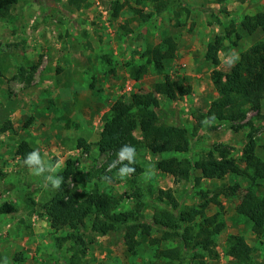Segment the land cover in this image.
<instances>
[{
    "label": "rangeland",
    "instance_id": "rangeland-1",
    "mask_svg": "<svg viewBox=\"0 0 264 264\" xmlns=\"http://www.w3.org/2000/svg\"><path fill=\"white\" fill-rule=\"evenodd\" d=\"M67 1L18 0L0 18V110L16 112L26 101L24 109L31 113L21 130L35 124L29 147L39 150L47 162H59L54 174L63 178L64 195L76 189L84 200L97 191L118 225L125 214L133 213L145 226L132 246L125 245L123 230L106 236L93 233L91 226L99 219L95 214L77 228L84 246L69 238L76 235L72 231L55 232L50 228V203L61 186L53 188L43 176L34 175L15 155L17 146L0 144V209L7 205L14 210L0 214V260L7 264H233L226 256L227 239L240 235L255 250L251 264H264V233L256 238L238 210L241 195L253 188L249 180L225 176L196 186L193 181L199 170L183 182L155 168L163 159L197 163L211 153L244 169L242 153L250 138L256 157L264 161V104L260 117L247 113L244 123L250 125L237 133L229 123L206 122L199 127L196 120L218 98L214 79L229 73L233 66L226 62L229 54L234 51L240 58L264 43L260 31L248 35L241 28L245 17L264 13V0H225L222 5L215 0H182L189 10L174 6L160 15L138 0H88V7L78 11ZM115 3L124 6L117 18ZM217 38L223 48L220 64L214 67L205 55ZM164 40L175 45L174 59L166 63L167 74L184 89L190 87L191 93L176 102L157 96L155 110L161 124H177L188 131L191 151L152 156L137 131L135 165L142 174L121 179L112 172L115 166L107 165L110 153L99 148L103 121L118 100L127 103L130 94L153 90L159 78L151 67L138 82L132 72L145 65L144 53ZM34 96L43 101H33ZM40 114L48 116L42 119ZM0 124V137L13 129L6 119ZM3 127L9 130L2 133ZM81 140L85 150L77 148ZM67 162H75L77 172L64 179ZM258 184L264 188V183ZM233 186L240 189L234 195ZM159 191L171 192L179 217L195 216L188 225L193 236L213 233L214 226H206L205 221L223 225L213 237L211 254L184 239L160 241L163 233L151 226L154 214H171L176 223L178 217L167 201L159 200ZM173 249L179 251L180 260L157 258L159 252Z\"/></svg>",
    "mask_w": 264,
    "mask_h": 264
},
{
    "label": "trees",
    "instance_id": "trees-1",
    "mask_svg": "<svg viewBox=\"0 0 264 264\" xmlns=\"http://www.w3.org/2000/svg\"><path fill=\"white\" fill-rule=\"evenodd\" d=\"M18 0H0V18H3L10 11V8L17 4ZM138 4L149 3L157 15L164 13L172 7L185 8L182 0H138ZM225 0H215L216 5L224 4ZM67 5L74 10H81L88 7V0H68ZM123 5L115 3L113 6V17L117 18ZM189 10V9H188ZM137 13V11H136ZM137 14L141 15V12ZM241 28L248 35H253L260 31L264 34V13H258L245 17ZM222 40L217 38L206 51L205 60L214 67H218L220 62L218 54L222 50ZM175 45L170 40H164L160 45L149 48L143 55L146 63L133 69V77L138 82L147 73V68L151 67L159 81L155 84L151 92H134L129 95L128 102L118 100L115 102L103 121V131L101 133V152L110 153L107 165L117 160V152L124 144L134 145L136 149L140 142L135 138L134 133L140 132L144 147L152 156L163 155H185L191 151L190 137L188 131L177 124H161L157 113V96L166 98L171 102H176L180 98L190 95L191 89H184L179 83L172 81L166 72V63L174 59ZM214 87L218 98L211 103L208 111L200 115L197 120L199 127L204 123H229L233 125L234 132L240 131L250 123H244L248 112L255 113L260 117L264 104V43L251 48L242 54L239 60L230 68L224 77L217 76L214 79ZM9 130L3 127L2 133ZM78 149L85 150V141L78 142ZM31 152L29 145L21 142L17 145L15 155L22 161L27 153ZM256 145L252 138L242 153V163L244 169L238 166L232 159H215L210 153L197 163L189 160H178L177 158L163 159L155 163L156 170L171 176L179 181H189L192 175L199 170V177L194 178L196 186L202 180H221L225 176H233L247 179L253 188L247 189L240 199L239 213L244 220L250 224L251 232L256 238H260L264 233V188L259 186L264 183V161L256 157ZM123 163H127L124 161ZM76 163L67 162L63 177L69 178L76 174ZM121 162L117 161L113 173H118ZM136 172L130 177L140 176L142 169L134 165ZM107 176V175H105ZM64 184L58 190L50 203V228L55 232L72 231L76 235H70L75 241L84 246V241L77 235V228L83 221L95 214L99 217L91 226V231L102 236L114 233L119 230L124 231V243L132 246L138 233L142 230L144 223L133 214H125L122 225H118L114 217L108 215V205L101 198L97 191L89 194L84 200H80L76 194V189L65 195L61 192ZM239 186L230 188L232 195L238 193ZM158 198L167 201L173 208V214L178 217L177 223L171 214L163 215L155 213L152 220V227L161 231L163 236L160 241L184 239L187 242H194L195 246L202 251L211 254L214 248L213 237L218 235L223 225L214 221H205L206 226H214L213 233L204 232L193 236L194 229L188 226L195 216L182 214L179 217L178 204L170 191H159ZM13 209L4 205L0 209V214H9ZM175 229L176 231H171ZM158 243L159 241H153ZM179 251L176 249L161 251L157 258L171 261H178ZM255 254L254 248L247 245L242 236H230L227 239L226 256L233 264H251Z\"/></svg>",
    "mask_w": 264,
    "mask_h": 264
},
{
    "label": "clouds",
    "instance_id": "clouds-1",
    "mask_svg": "<svg viewBox=\"0 0 264 264\" xmlns=\"http://www.w3.org/2000/svg\"><path fill=\"white\" fill-rule=\"evenodd\" d=\"M238 60L239 54L233 51L227 57L226 62L229 66H232ZM116 155L117 160L113 161L109 167L116 166L117 161L121 162V166L118 168L121 179L136 172L134 165L136 162L137 149L134 145L124 144L120 147ZM124 161H127V163H123ZM23 163L34 175L43 176L51 187L56 189L60 188L63 178L54 174L60 167L59 162L51 164L41 156L39 150H33L25 155ZM0 264H7V261L0 260Z\"/></svg>",
    "mask_w": 264,
    "mask_h": 264
},
{
    "label": "crops",
    "instance_id": "crops-1",
    "mask_svg": "<svg viewBox=\"0 0 264 264\" xmlns=\"http://www.w3.org/2000/svg\"><path fill=\"white\" fill-rule=\"evenodd\" d=\"M25 95H26V93L24 94V96ZM16 99L18 101H20V97H18ZM32 100L33 101L36 100L38 102H42L43 101V99L42 100H40L39 98L37 99L35 96L33 97ZM46 100H48V99H46ZM22 102H24V103H22V108L21 107H17V111L16 112L12 113L10 110L9 111L0 110V123H1V121H4L6 119V120L11 122V125H12V128H13L12 130L7 131L5 134H3L0 137V141H1L0 144L1 145H8V144L9 145H14L13 146L14 149L21 142H25L28 145H31L30 144V140H29V136H30V134L33 133V131H35L34 130L35 129V124L32 123L31 127H29L28 130H25V131L21 130V123H23V121H25V119L30 115L29 113H31L30 111L27 112L24 109V107L26 105V101L23 99ZM45 116H48V115L47 114L46 115H41L40 114L39 117L43 119ZM30 118H33V117H30ZM20 132H21V134L19 135L18 133H20ZM16 134H18V136H14ZM2 158L3 157H0V160H2Z\"/></svg>",
    "mask_w": 264,
    "mask_h": 264
}]
</instances>
